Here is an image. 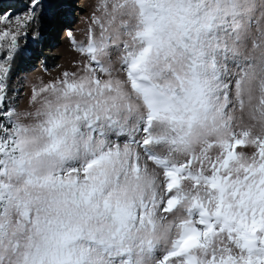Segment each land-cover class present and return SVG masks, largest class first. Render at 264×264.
<instances>
[{"label": "snow or ice", "instance_id": "6c2138e0", "mask_svg": "<svg viewBox=\"0 0 264 264\" xmlns=\"http://www.w3.org/2000/svg\"><path fill=\"white\" fill-rule=\"evenodd\" d=\"M56 3L0 14V264H264V0H97L17 111Z\"/></svg>", "mask_w": 264, "mask_h": 264}, {"label": "rangeland", "instance_id": "374dc122", "mask_svg": "<svg viewBox=\"0 0 264 264\" xmlns=\"http://www.w3.org/2000/svg\"><path fill=\"white\" fill-rule=\"evenodd\" d=\"M96 3L97 0H71V3H64L59 9L56 5L49 4L46 9L41 10L37 20L28 30V37L20 40V49L15 56L18 58L21 54L26 56L27 51L34 52L30 61L32 65L19 70L22 65L16 68L14 60L12 61L8 81L10 107L16 108L17 111L30 109L29 98L33 88L59 78L62 72L70 70L77 60L82 59L74 50L67 33L71 31L78 41L85 40L84 30L90 23ZM29 4L30 0H0V14H27ZM52 30L57 34V38L50 35ZM43 31L52 39L47 46L42 40Z\"/></svg>", "mask_w": 264, "mask_h": 264}, {"label": "bare ground", "instance_id": "6f19581e", "mask_svg": "<svg viewBox=\"0 0 264 264\" xmlns=\"http://www.w3.org/2000/svg\"><path fill=\"white\" fill-rule=\"evenodd\" d=\"M64 3H71V0H59L58 3L55 4L57 6L56 8L59 9L60 7L63 6ZM39 17H40V15H39ZM41 35L43 37L42 40H44V42L46 43V46L49 45V42H51L52 39L48 36V33L46 31H43L41 33ZM50 35L52 37L53 36H55L56 38L58 37L57 34L54 32V30H52L50 32ZM54 53L58 54L57 52H53V54ZM33 54H34V52L30 51V53H29V51H27L26 56H23V54H21L18 58H15L14 59L15 67L19 68L22 65V68L19 69V70H21V69H26L27 67L31 66L32 64H30V61H31V56ZM46 60H47V57H46Z\"/></svg>", "mask_w": 264, "mask_h": 264}]
</instances>
